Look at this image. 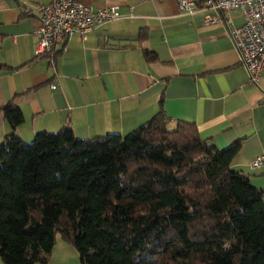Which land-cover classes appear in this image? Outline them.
<instances>
[{"label":"trees","instance_id":"16d2710c","mask_svg":"<svg viewBox=\"0 0 264 264\" xmlns=\"http://www.w3.org/2000/svg\"><path fill=\"white\" fill-rule=\"evenodd\" d=\"M2 110L12 129L0 144L6 264L48 262L58 235L82 264H264V188L233 167L242 139L219 148L195 123L172 125L164 94L137 129L89 139L65 124L24 141L20 107Z\"/></svg>","mask_w":264,"mask_h":264},{"label":"crops","instance_id":"0c3cea01","mask_svg":"<svg viewBox=\"0 0 264 264\" xmlns=\"http://www.w3.org/2000/svg\"><path fill=\"white\" fill-rule=\"evenodd\" d=\"M50 1L0 0V144L12 131L2 110L11 101L24 114L16 129L24 141L65 124L89 139L137 129L157 113L164 94L172 125L195 123L219 148L242 139L233 167L264 188V165L250 167L264 156V69L255 85L239 60L226 27L243 22L238 11L207 25L205 11L183 12L179 0H82L119 5L122 17L86 40L74 35L52 60L36 54V9ZM144 49L158 60L146 61ZM0 264H6L1 256ZM39 264L82 263L76 247L58 235L51 258Z\"/></svg>","mask_w":264,"mask_h":264},{"label":"built area","instance_id":"2783aa9c","mask_svg":"<svg viewBox=\"0 0 264 264\" xmlns=\"http://www.w3.org/2000/svg\"><path fill=\"white\" fill-rule=\"evenodd\" d=\"M179 8L190 14L205 11L207 25L222 21L233 10L238 11L243 22L236 25L226 21V27L250 82L259 85L264 69V0H179ZM36 10L39 16L36 54L42 57L58 49L65 50L74 35L79 34L86 40L98 26L122 17L119 5L95 7L82 0H51ZM263 165L264 156H258L250 167L256 169Z\"/></svg>","mask_w":264,"mask_h":264},{"label":"rangeland","instance_id":"374dc122","mask_svg":"<svg viewBox=\"0 0 264 264\" xmlns=\"http://www.w3.org/2000/svg\"><path fill=\"white\" fill-rule=\"evenodd\" d=\"M33 139H34V138H33ZM33 139H32V140H33ZM32 140H30V141H27V142H31Z\"/></svg>","mask_w":264,"mask_h":264}]
</instances>
